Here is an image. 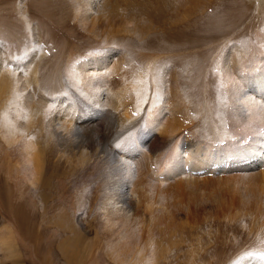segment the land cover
Returning a JSON list of instances; mask_svg holds the SVG:
<instances>
[{"label":"rangeland","instance_id":"rangeland-1","mask_svg":"<svg viewBox=\"0 0 264 264\" xmlns=\"http://www.w3.org/2000/svg\"><path fill=\"white\" fill-rule=\"evenodd\" d=\"M262 34L264 0H0V264H264Z\"/></svg>","mask_w":264,"mask_h":264},{"label":"bare ground","instance_id":"bare-ground-1","mask_svg":"<svg viewBox=\"0 0 264 264\" xmlns=\"http://www.w3.org/2000/svg\"><path fill=\"white\" fill-rule=\"evenodd\" d=\"M118 1V0H117ZM120 2H121V0H120ZM119 2H117V4H118ZM119 5V4H118ZM111 6V5H110ZM117 5L115 4V7H116ZM115 7H113V8H115ZM118 9V8H117ZM122 10V9H121ZM82 19V18H81ZM83 20V19H82ZM82 22V21H81ZM264 34H262V36H263ZM262 38H264V37H262ZM264 47V46H263ZM251 54H253V52L251 53ZM254 55V54H253ZM258 64V63H257ZM262 68V67H261ZM251 73V72H250ZM245 105V104H244ZM237 122V121H236ZM233 123H235V122H233ZM237 124V123H236ZM246 126V125H245ZM231 127V126H230ZM243 127V126H242ZM243 130V129H242ZM237 133V132H236ZM241 133V132H240ZM263 139V138H262ZM261 141V140H260ZM228 145V144H227ZM230 148V147H229ZM195 149V148H194ZM216 150V149H215ZM228 151V150H227ZM246 151V150H245ZM244 152V151H243ZM261 155V154H260ZM260 160V159H259ZM263 160H264V155H263ZM193 161V160H192ZM218 161V160H217ZM215 162H216V160H215ZM190 168V167H189ZM188 168V169H189ZM191 169H189V171H190ZM192 171V170H191ZM181 172H183L182 170H181ZM189 173H191V175H192V172H189ZM175 174V173H174ZM191 178V177H190ZM196 178V177H195ZM187 179V181L188 180H190L189 178H186ZM183 185V184H182ZM190 191H192V190H190ZM243 261V260H242ZM245 261V260H244ZM249 261V260H248ZM245 264V263H244ZM247 264H248V262H247ZM252 264V263H251Z\"/></svg>","mask_w":264,"mask_h":264}]
</instances>
